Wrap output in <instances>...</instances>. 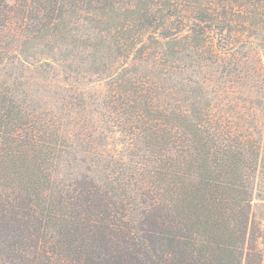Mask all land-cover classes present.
<instances>
[{
	"label": "trees",
	"instance_id": "16d2710c",
	"mask_svg": "<svg viewBox=\"0 0 264 264\" xmlns=\"http://www.w3.org/2000/svg\"><path fill=\"white\" fill-rule=\"evenodd\" d=\"M263 64L264 0H0V264H262Z\"/></svg>",
	"mask_w": 264,
	"mask_h": 264
},
{
	"label": "rangeland",
	"instance_id": "374dc122",
	"mask_svg": "<svg viewBox=\"0 0 264 264\" xmlns=\"http://www.w3.org/2000/svg\"><path fill=\"white\" fill-rule=\"evenodd\" d=\"M259 51H257V50H251V54L250 55H252L253 56V58L254 59H258V58H260V60L262 59V57H263V55H261V53L259 52ZM259 64V62L257 63V65ZM263 66H264V64H263ZM259 73H261V75H263L264 76V69H263V72H261V71H259ZM243 83V82H242ZM244 85H245V83H243ZM259 84H257V86H258ZM261 86V85H260ZM259 86V87H260ZM239 87H241L240 85H238V86H236V85H233V88H235V90L237 89H239ZM259 95L258 96H261L262 94L261 93H258ZM242 98L243 99H245V96H242ZM247 99V98H246ZM241 102V104L243 103V101H240ZM246 103V102H245ZM248 103V102H247ZM246 103V104H247ZM244 106H246V105H244ZM242 110H243V112H244V114H246V112H245V110H244V108H242ZM256 116H258V117H260L258 114L256 115ZM247 122H250V121H247ZM246 126H248V128H250L249 129V131L251 132V130L253 131V133L255 134V132H257L256 130H260L261 132H262V135H263V138H264V115L259 119V125L257 126V128H256V130L252 127V125L251 124H249V123H246ZM248 130V129H247ZM255 137H256V134L254 135ZM262 264H264V258H263V261H262Z\"/></svg>",
	"mask_w": 264,
	"mask_h": 264
}]
</instances>
